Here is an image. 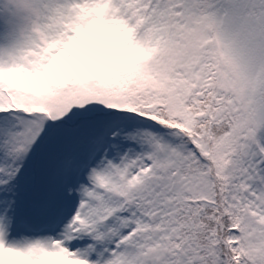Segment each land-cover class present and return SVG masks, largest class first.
<instances>
[{
	"label": "snow or ice",
	"instance_id": "1",
	"mask_svg": "<svg viewBox=\"0 0 264 264\" xmlns=\"http://www.w3.org/2000/svg\"><path fill=\"white\" fill-rule=\"evenodd\" d=\"M0 264H264V0H0Z\"/></svg>",
	"mask_w": 264,
	"mask_h": 264
}]
</instances>
